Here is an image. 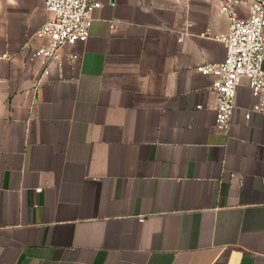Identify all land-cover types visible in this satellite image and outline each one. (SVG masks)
<instances>
[{
	"label": "crops",
	"instance_id": "1",
	"mask_svg": "<svg viewBox=\"0 0 264 264\" xmlns=\"http://www.w3.org/2000/svg\"><path fill=\"white\" fill-rule=\"evenodd\" d=\"M43 1L0 0V264H264V113L244 81L216 130L196 71L225 58L216 4L97 0L43 75Z\"/></svg>",
	"mask_w": 264,
	"mask_h": 264
},
{
	"label": "built area",
	"instance_id": "2",
	"mask_svg": "<svg viewBox=\"0 0 264 264\" xmlns=\"http://www.w3.org/2000/svg\"><path fill=\"white\" fill-rule=\"evenodd\" d=\"M207 1L215 3L219 14L228 21L226 32L214 38L224 46L225 58L219 63L200 65L196 71L211 78L215 128L228 132L242 82H246L253 101L244 119L248 120L250 113H264V0H251L246 16L239 11L242 0ZM43 6L48 18L35 35L42 45L34 50V57L44 75L54 66L61 67L64 61L78 59L73 51L64 58L61 52L86 43L92 15L100 4L97 0H44ZM231 178L240 181L238 176Z\"/></svg>",
	"mask_w": 264,
	"mask_h": 264
}]
</instances>
